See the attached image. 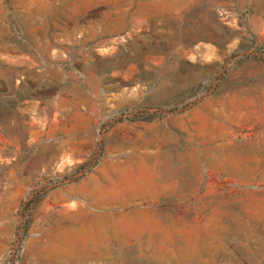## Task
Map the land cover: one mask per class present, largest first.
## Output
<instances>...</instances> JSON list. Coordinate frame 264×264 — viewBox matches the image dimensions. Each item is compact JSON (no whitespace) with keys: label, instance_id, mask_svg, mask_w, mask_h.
<instances>
[{"label":"rangeland","instance_id":"obj_1","mask_svg":"<svg viewBox=\"0 0 264 264\" xmlns=\"http://www.w3.org/2000/svg\"><path fill=\"white\" fill-rule=\"evenodd\" d=\"M0 264H264V0H0Z\"/></svg>","mask_w":264,"mask_h":264}]
</instances>
